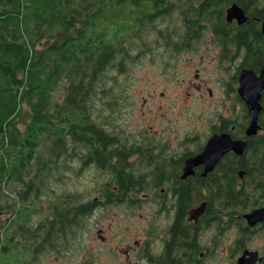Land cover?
<instances>
[{"label": "flooded vegetation", "instance_id": "af4514ba", "mask_svg": "<svg viewBox=\"0 0 264 264\" xmlns=\"http://www.w3.org/2000/svg\"><path fill=\"white\" fill-rule=\"evenodd\" d=\"M111 3L110 21L130 23L117 35L116 68L138 56L176 57L184 72L175 82L198 96L219 91L226 111L203 137L185 142L159 116L135 131L114 110L110 126L99 121L103 130H62L65 149L56 169L49 157L46 183L17 181V206L0 209V264H264V0ZM233 5L240 18L228 17ZM245 31L258 56L238 43ZM132 38L141 42L136 56L125 45ZM243 70L252 71L258 90L250 135ZM148 96L143 101H158L155 91ZM222 134L244 147L206 148ZM85 179L91 186L84 190L49 185Z\"/></svg>", "mask_w": 264, "mask_h": 264}, {"label": "trees", "instance_id": "16d2710c", "mask_svg": "<svg viewBox=\"0 0 264 264\" xmlns=\"http://www.w3.org/2000/svg\"><path fill=\"white\" fill-rule=\"evenodd\" d=\"M111 1L0 0V209L17 206V181L46 183L49 157L56 169L65 149L62 130H103L91 103L122 53L119 31L130 26L110 21ZM248 37L238 43L258 56Z\"/></svg>", "mask_w": 264, "mask_h": 264}, {"label": "rangeland", "instance_id": "374dc122", "mask_svg": "<svg viewBox=\"0 0 264 264\" xmlns=\"http://www.w3.org/2000/svg\"><path fill=\"white\" fill-rule=\"evenodd\" d=\"M125 45L133 48L130 54L136 56L138 51L135 49L141 45V42L137 38H132L128 39ZM153 53L157 54L156 50ZM183 72L182 64L176 57L170 61L160 62L138 56L128 61L125 70L120 73L116 67L110 68L100 82L99 93L92 100L93 118L97 120L95 115L100 113L103 117L100 115L99 120L110 126V117L114 110L117 113L113 114L120 116L117 119L121 123L127 122L133 130L137 131L159 116L164 119L165 130L176 132L180 142H185L186 136L194 134L203 137L208 131L213 116L220 111H226L223 107L225 100L215 89L213 96L208 93L198 96L194 94L192 86L175 82V78H183ZM60 91V85L54 88L51 94L53 101L60 100ZM154 91L158 100L155 104L143 101V99H149L148 95L153 94ZM161 92H165V95L160 96ZM108 126L106 127L109 128ZM62 170V167L59 168L55 176L62 175ZM57 181L53 180L49 183L56 190H84L91 186L87 179L74 183ZM44 190H49V187ZM45 200L46 195H43L44 204L40 206H46ZM3 203L4 199H0V204Z\"/></svg>", "mask_w": 264, "mask_h": 264}, {"label": "water", "instance_id": "95a60500", "mask_svg": "<svg viewBox=\"0 0 264 264\" xmlns=\"http://www.w3.org/2000/svg\"><path fill=\"white\" fill-rule=\"evenodd\" d=\"M227 14H228V17L240 18L239 16L242 15V12L239 10V8L237 6L233 5L232 7H230L228 9ZM262 30L264 33V23H263V29ZM255 81H256V79H255V76L252 73V71H250V70L241 71L239 92H240L241 96L244 98V100L246 101L247 107L249 110V114L251 116L250 123L246 129L248 135L254 133L255 130L257 129L256 116H257V113L259 111V105L257 103V99H258L257 91L258 90L253 89V84L255 83ZM252 93H253V95H252ZM208 147H213V149H215L216 151H219V152H222L228 148L234 149L236 151H240L244 147V142L232 141L230 139L229 135L222 134L219 136L212 137L207 143L206 148H208ZM206 152H207V149L204 150L202 155L203 156H204V154L206 155Z\"/></svg>", "mask_w": 264, "mask_h": 264}]
</instances>
